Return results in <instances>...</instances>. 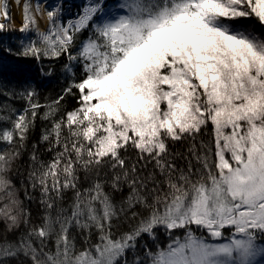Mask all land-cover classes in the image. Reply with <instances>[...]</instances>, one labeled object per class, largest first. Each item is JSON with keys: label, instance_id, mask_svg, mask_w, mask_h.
<instances>
[{"label": "snow or ice", "instance_id": "obj_1", "mask_svg": "<svg viewBox=\"0 0 264 264\" xmlns=\"http://www.w3.org/2000/svg\"><path fill=\"white\" fill-rule=\"evenodd\" d=\"M59 12L43 8L41 31L42 5L24 0L19 31L35 39L4 49L66 57L70 79L51 102L26 89L23 111L0 115V264H129L160 227L169 242L134 264H264V32L239 23L264 30V0H89L67 24ZM0 16L11 19L7 0ZM69 95L77 106L62 111ZM42 108L54 154L39 161L33 146L29 181L45 212L31 224L8 173ZM106 185L127 186L119 206Z\"/></svg>", "mask_w": 264, "mask_h": 264}, {"label": "trees", "instance_id": "obj_2", "mask_svg": "<svg viewBox=\"0 0 264 264\" xmlns=\"http://www.w3.org/2000/svg\"><path fill=\"white\" fill-rule=\"evenodd\" d=\"M109 2H114L119 0H108ZM239 23H246L252 25L257 34H262L264 30L261 29L259 25H255L253 21H241ZM1 35V34H0ZM87 33L83 34L82 38H86ZM18 41L17 35H10L9 37L0 38V45L4 49H12L13 52H17L14 49V44ZM30 41V40H29ZM27 45V40L21 43L20 51H22L23 46ZM76 77L78 78L80 75L79 66L74 65ZM55 69V68H54ZM41 71L37 67V61L31 58H25L22 56L10 55V54H2L0 53V115H7L9 110H15L17 112L23 111L24 107H26V101L20 98V93L25 91L26 89H32L36 92V97L41 105L51 102L52 99H55L58 95L61 94V91L66 85H60L64 87H59L56 90H50L48 83L55 81L52 75L50 78L48 77L44 82L41 78ZM52 78V79H51ZM53 80V81H52ZM56 83V81H55ZM58 84V83H57ZM76 97L75 96H66L64 101L62 102V111L63 110H72L76 107ZM44 114V109L40 110L39 115L37 116L34 127L29 131L28 138L25 142V147L22 148L21 155L15 161H13L9 176L13 181L15 188L17 189V196L22 202V206L28 212L31 224H36L40 221L41 217L44 215V208L40 203L41 200V192L39 187L37 186L33 189L31 182L29 181V172L33 167V162L31 156L33 154V146L35 145V153L38 157L39 161L47 162L51 160L52 155L54 153L49 152L48 144L41 142V135L45 129L51 127V120H43L42 117ZM59 114L55 117V119H59ZM3 124H0L2 127ZM5 146L0 145V150H3ZM170 148L174 152H184L186 148L183 144L170 145ZM180 166H185L186 161L178 159L176 161ZM86 181L84 180L83 174H81V187L86 186ZM106 190H108L114 199V202L119 206V203L122 198L127 196V186H123L122 190L119 192H113L106 185ZM27 194V195H26ZM73 193L71 191L66 192L64 194L63 204L65 207L71 202V198ZM129 227V222H123L122 230H126ZM5 228V224L3 220H0V232H2ZM24 226L21 225L20 229L17 230V234L22 233L24 231ZM157 235L161 237L159 230H157ZM72 234L77 238V243L82 244L83 239L80 236L79 230L73 228ZM10 236L12 234H9ZM95 230L93 229L92 239L96 240ZM140 242L146 244L148 248H151L148 243V237L146 234H143L138 242L137 248L132 252H128L127 257L129 260L133 258H137L138 256L142 257L143 248L140 247ZM132 254L134 256H132Z\"/></svg>", "mask_w": 264, "mask_h": 264}, {"label": "rangeland", "instance_id": "obj_3", "mask_svg": "<svg viewBox=\"0 0 264 264\" xmlns=\"http://www.w3.org/2000/svg\"><path fill=\"white\" fill-rule=\"evenodd\" d=\"M37 2L41 3L42 0H36L35 3H37ZM88 2H89V0H76V3L81 4L82 6L85 3H88ZM7 4H8V11H9L11 19L7 20V21H4L3 19L2 20L0 19V21L4 22L7 25V29L5 31L0 32V34H1L0 38H2V36L4 38L9 37L11 34L12 35H17L18 41L14 44V49H15V51H20L21 43L23 41L27 40V44H28L31 40L35 39V34L34 33H21L19 31V27L15 26L13 24V17H12L13 7H12L11 1L7 0ZM105 7L106 8H114L115 6H112V5H108L107 6V5H105ZM46 8L50 10V7L47 6ZM3 47H2V45H0V53L8 54L6 51H4ZM36 61L37 60H35V62ZM61 64H62L61 59H59V60H50V59L42 58L40 61H37V67L42 73L40 79L43 81L42 82L43 85H44V82H47L46 79L48 77L50 78V75H52L53 69L54 68L60 69ZM48 73H50V74H48ZM69 79H70V77H69ZM48 85H49L48 89L56 90V91L59 89V87H64V86H60L59 84H57V82L55 83V81L48 83ZM157 230H159L161 237H159L157 235V233H156ZM154 231H155L154 237H150V236H148L146 234L147 237H148V243L150 244L151 248L154 249L156 245L165 246L169 242V239H170L169 235L165 232V230L162 227L157 228ZM197 234H200V233H197ZM175 235L182 237L183 230H177L175 232ZM226 235H227V233H226ZM145 245L146 244H144L143 242H140V247L143 248L144 251L148 249V246H145ZM133 251L134 250L130 249L128 252L132 253ZM142 255H143V253H142ZM132 256H134V255L132 254ZM127 259H128L129 264H134L136 258H133V259L129 260V258L127 257Z\"/></svg>", "mask_w": 264, "mask_h": 264}, {"label": "bare ground", "instance_id": "obj_4", "mask_svg": "<svg viewBox=\"0 0 264 264\" xmlns=\"http://www.w3.org/2000/svg\"><path fill=\"white\" fill-rule=\"evenodd\" d=\"M13 7L12 17L13 24L20 28L22 22V9L24 0H20V6L18 7L15 0H10ZM33 4H35L36 0H32ZM118 1L109 2L108 0H104L105 5L115 6ZM42 5V14L37 16L38 25L41 31L45 30L47 27V17L43 14V8L47 6L50 7V10L56 9L57 7L60 9L59 19L61 23L67 24L69 20L76 19L78 17V13L82 10V5L76 3V0H42L40 3ZM2 20L3 17L0 16ZM61 66L60 69H53L52 77L55 81L60 85H67L69 81V76L64 73L62 70L63 65L67 62L66 57L61 58Z\"/></svg>", "mask_w": 264, "mask_h": 264}]
</instances>
